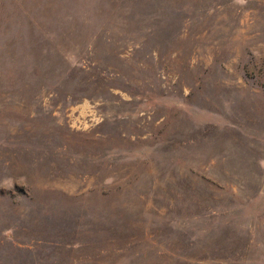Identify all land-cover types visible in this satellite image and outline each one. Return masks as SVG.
I'll return each instance as SVG.
<instances>
[{
    "label": "rangeland",
    "instance_id": "obj_1",
    "mask_svg": "<svg viewBox=\"0 0 264 264\" xmlns=\"http://www.w3.org/2000/svg\"><path fill=\"white\" fill-rule=\"evenodd\" d=\"M0 264H264V0H0Z\"/></svg>",
    "mask_w": 264,
    "mask_h": 264
}]
</instances>
